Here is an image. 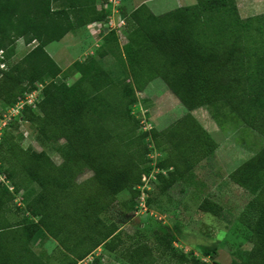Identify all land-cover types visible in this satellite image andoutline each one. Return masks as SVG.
Wrapping results in <instances>:
<instances>
[{
  "label": "trees",
  "instance_id": "1",
  "mask_svg": "<svg viewBox=\"0 0 264 264\" xmlns=\"http://www.w3.org/2000/svg\"><path fill=\"white\" fill-rule=\"evenodd\" d=\"M103 1L0 0V62L13 55L16 39L35 42L18 61L0 69V115L39 85L38 99L33 106L22 105L13 123L25 122L42 143L63 140L61 161L54 163L43 150L23 148L20 130L15 135L1 130L0 264H76L99 245L115 250L118 223L102 215L123 190L130 195L126 208L136 206L140 177L150 171L147 135L165 155L154 163L163 188L189 176L195 150L209 153V138L193 121L173 134L179 137L177 149L155 129H139L131 112L135 91L154 78L185 110L222 102L264 137V13L241 18L234 0H195L159 17L143 5L128 14L119 7L126 37L121 51L113 32L102 35L93 55L74 61L78 76L67 83L44 47L104 20L107 11L95 8ZM116 54L125 67L124 75L114 79L100 60ZM21 178L37 191L30 198L23 191L18 207L12 190ZM227 178L253 187L255 215L246 223L250 248L237 264H264V144ZM4 182H11L12 190ZM199 208L207 211L208 206ZM18 212L20 219H9ZM35 235L55 242L49 253L32 249ZM151 240L156 249L171 252L173 264H203L172 249L173 235L165 225L152 231ZM203 254L214 253L205 249ZM121 256L128 264H154L152 247L142 239Z\"/></svg>",
  "mask_w": 264,
  "mask_h": 264
},
{
  "label": "rangeland",
  "instance_id": "2",
  "mask_svg": "<svg viewBox=\"0 0 264 264\" xmlns=\"http://www.w3.org/2000/svg\"><path fill=\"white\" fill-rule=\"evenodd\" d=\"M246 4L252 8L248 12L251 13L259 10L261 2L251 0ZM238 16L240 17L239 13ZM102 35L103 33L100 35L89 23L77 28L67 38L51 42L46 47L47 54L58 65L61 74H65L67 83L78 76L74 61L82 60L89 53L93 55L102 43ZM115 38L121 51L119 47L126 41L125 26L120 28V33L115 35ZM34 44L32 41L26 45L21 39H16L13 55L7 61L0 62V69H5L18 61ZM65 45H69L67 55L63 53L66 52ZM118 59L116 54L114 57L108 55L100 60V66L108 70L114 79L124 75V62H119ZM36 87V92L30 99L33 97L38 99L40 86ZM131 112L138 120L141 131L155 129L167 146L176 149L179 148V137L173 134L193 121L207 134L209 138L207 148L210 151L202 153L201 150L197 152L195 150L193 157L195 162L189 176L177 179L163 188L164 182H160L155 176L159 170L154 167V163L165 155L157 147H152L151 139L147 135L145 141L149 145V150L146 165L150 171L140 177L136 206L132 209L126 208L130 195L128 191L123 190L116 195L115 201L102 215L105 219L117 221L116 232L120 239L118 245L113 251L99 245L76 264H128L121 254L135 244L137 239L144 240L152 247L154 264H173L171 252L156 249L151 240L152 231L162 225L167 226L172 232L171 247L174 251H182L203 264L240 262L250 248L246 223L255 215L250 204L253 187L235 185L228 180L227 174L263 145L264 137L240 122L222 102L190 111L185 110L159 78L152 79L141 91H135V103L131 107ZM14 114L15 111H9L0 116V132L3 127L4 134L9 132L15 135V129L20 130L21 138L18 142L23 148L43 150L54 163H59L63 140L42 143L25 122L17 120L13 123ZM187 152L184 153L187 155ZM163 175L167 177L165 171ZM85 176L87 174L82 177ZM4 183L12 190L11 182ZM15 184L19 185V188L16 191L14 188L12 190L14 202L20 203L16 202V205L21 207L24 203V194L22 200L14 194L21 190L27 191L30 198L37 191V187L25 178L19 179ZM201 204L208 206L207 211L200 210ZM20 218V212L9 216L13 221ZM54 245L53 240L39 235H35L31 240L34 251L49 253ZM205 249L214 254L209 258L203 254ZM50 262L56 264L53 260Z\"/></svg>",
  "mask_w": 264,
  "mask_h": 264
},
{
  "label": "crops",
  "instance_id": "3",
  "mask_svg": "<svg viewBox=\"0 0 264 264\" xmlns=\"http://www.w3.org/2000/svg\"><path fill=\"white\" fill-rule=\"evenodd\" d=\"M234 1H235L236 10H238L237 13H239L240 17H248V16H252V15L260 14V13L264 12V0H259L261 2V5L258 6L259 10L257 12H252L251 11V13H248V12L252 8L250 7V5L246 4V3H248V1H251V0H245L246 2L243 1V0H242L243 2L241 0H234ZM194 3H195V0H120V7H121L122 11L125 14H128L129 12L133 11L134 9H136L138 6L143 5V6L146 7V9L152 15H154L156 17H159V16H162V15H164L166 13H169V12H171V11L177 9V8H184V7H187V6H191ZM71 33L73 34L74 32H69V33L65 34L63 37L67 38V36L69 34L71 35ZM50 43H48L44 47L45 50H46V47ZM68 46L69 45H65V47H64V51H66V52H63V53L65 55H67ZM89 54H91V53H89Z\"/></svg>",
  "mask_w": 264,
  "mask_h": 264
},
{
  "label": "built area",
  "instance_id": "4",
  "mask_svg": "<svg viewBox=\"0 0 264 264\" xmlns=\"http://www.w3.org/2000/svg\"><path fill=\"white\" fill-rule=\"evenodd\" d=\"M119 7H120V0H104L103 2H98L96 4L95 6L96 10H106L107 11V14L104 20L93 21L92 23H90L95 27V30L98 33H100V35L102 33L104 35L108 32H113L114 35H119L120 28H122L125 24L124 16L119 12ZM35 92L36 90H32L28 93H25L24 97L22 99H19L17 102H15L13 106L6 107L4 110H2L1 115L4 116L6 113H9V111H15V114L12 115L14 118L19 114L22 108V105L30 104L33 106V103L37 99L34 97L33 99H30V98L33 94H35ZM0 180L3 181L2 176H0ZM7 188L11 190L9 186H7ZM22 194H23V191L21 190V191L16 192L14 195H18L19 199L22 200Z\"/></svg>",
  "mask_w": 264,
  "mask_h": 264
}]
</instances>
